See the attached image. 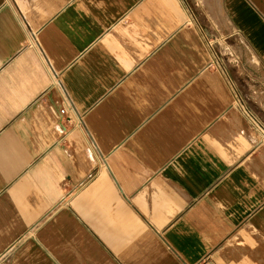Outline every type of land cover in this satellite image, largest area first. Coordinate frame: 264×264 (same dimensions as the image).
<instances>
[{"label":"crops","instance_id":"0c3cea01","mask_svg":"<svg viewBox=\"0 0 264 264\" xmlns=\"http://www.w3.org/2000/svg\"><path fill=\"white\" fill-rule=\"evenodd\" d=\"M0 264H264V0H0Z\"/></svg>","mask_w":264,"mask_h":264},{"label":"built area","instance_id":"2783aa9c","mask_svg":"<svg viewBox=\"0 0 264 264\" xmlns=\"http://www.w3.org/2000/svg\"><path fill=\"white\" fill-rule=\"evenodd\" d=\"M59 114H60V117H63L64 120H65V124H67V121H70V117H68V114H67V108L66 107H62L59 109Z\"/></svg>","mask_w":264,"mask_h":264}]
</instances>
